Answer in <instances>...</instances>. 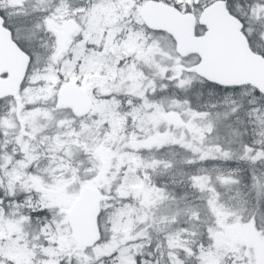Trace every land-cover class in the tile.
<instances>
[{
	"label": "snow or ice",
	"instance_id": "6c2138e0",
	"mask_svg": "<svg viewBox=\"0 0 264 264\" xmlns=\"http://www.w3.org/2000/svg\"><path fill=\"white\" fill-rule=\"evenodd\" d=\"M0 264H264V0H0Z\"/></svg>",
	"mask_w": 264,
	"mask_h": 264
}]
</instances>
